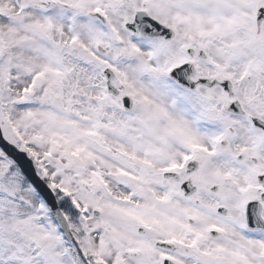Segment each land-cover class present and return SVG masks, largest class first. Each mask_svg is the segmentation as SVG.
Instances as JSON below:
<instances>
[{"label":"snow or ice","instance_id":"obj_1","mask_svg":"<svg viewBox=\"0 0 264 264\" xmlns=\"http://www.w3.org/2000/svg\"><path fill=\"white\" fill-rule=\"evenodd\" d=\"M0 264H264V0H0Z\"/></svg>","mask_w":264,"mask_h":264}]
</instances>
